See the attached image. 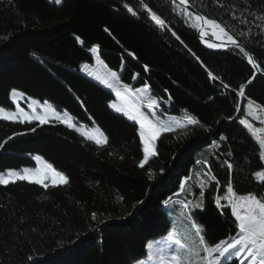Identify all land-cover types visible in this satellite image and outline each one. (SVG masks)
<instances>
[{"label": "trees", "instance_id": "1", "mask_svg": "<svg viewBox=\"0 0 264 264\" xmlns=\"http://www.w3.org/2000/svg\"><path fill=\"white\" fill-rule=\"evenodd\" d=\"M190 3L227 25L264 72V0ZM175 8L171 0H0V107H13L17 90L61 113L44 124L0 119V172L34 167L39 157L67 178L0 185V264H133L179 212L211 246L238 230L230 206L216 203L229 181L237 194L264 200L260 148L240 124L251 101L264 107V79L238 48L202 46ZM94 54L122 84L147 85L163 115L199 123L162 132L156 156L140 167L139 124L113 111L114 91L82 72Z\"/></svg>", "mask_w": 264, "mask_h": 264}, {"label": "snow or ice", "instance_id": "2", "mask_svg": "<svg viewBox=\"0 0 264 264\" xmlns=\"http://www.w3.org/2000/svg\"><path fill=\"white\" fill-rule=\"evenodd\" d=\"M55 2L59 4L61 3V0H55ZM172 3L176 5L174 10L179 15H182L191 27L197 29L201 37L209 36L207 29H211L210 37L217 38L219 43H209L207 45L209 48H225L228 45H232L233 48H238L239 51L247 57L249 63H252L254 68L258 67L252 56L240 44L232 30H230L227 25L222 24L218 20L210 18L207 15L189 11L190 0H172ZM126 7L128 6L126 5ZM145 9L148 12L149 18L158 27L162 29L167 28L165 19L153 10L151 6L145 4ZM128 11L133 15L136 14L131 7H128ZM173 35H175V33H173ZM177 39H179L178 36ZM92 51L96 52L97 47L94 46ZM145 68L147 70V66H145ZM209 77L215 79L211 72H209ZM96 78L108 88L113 89L116 97L120 101L119 104L113 103L111 107L117 112L124 113L128 119L139 124V136L141 144L143 145V158L139 161V166L143 168L145 164L149 162L151 157L156 156V152L154 151L155 142L162 132L172 130L171 124L159 119L150 111V109L156 105L155 99L150 95H139L141 91L145 93L148 91L147 85L144 86L143 90L136 89L134 97L133 90L129 88L128 85L119 84L116 73H111L110 76L106 77L97 76ZM224 87L227 88L228 85L225 84ZM13 95L22 96L23 94L17 93L13 90ZM239 95H244L243 86H241ZM36 103V101H32L33 105ZM44 103L46 110L42 114H37L35 108H33L31 115H29L24 109L20 108L19 105H17L16 111L13 113H8L5 108H0V119H19L21 123L38 120L41 124L47 123L48 113L51 111L52 106L48 104L47 101ZM52 114L55 115V113ZM249 114L251 115V113ZM186 119L189 124L194 125L199 123L191 116L186 117ZM240 124L248 127L249 131H253L245 119H240ZM71 126L72 125L69 124V127ZM96 131L99 132L100 130L97 129ZM101 135H103V133H101ZM96 142L98 144L100 143L99 140ZM259 144L262 151L261 159L264 160V139H261ZM37 159H39V157H37ZM225 163L228 164V168L231 171L232 164L227 161H225ZM44 167L47 172L52 174L53 184L57 182V179L61 183H67V178L62 172L54 169L51 164H45ZM255 176L258 177L260 181H264V171L255 173ZM33 177H35V183L44 184V187L48 186L44 183V179L47 178L46 173L42 178L39 169L36 171L24 169L23 174L10 171L7 177L0 175V184L14 182L12 178H15L16 180L31 181ZM212 179H215V177H212ZM183 187L184 185L181 184L182 190ZM225 193L226 194L223 197H216V203L220 206V201L223 199L227 202L228 206L231 207L232 215L235 217L238 229L235 235L227 240H221L218 243H215L214 246H210L206 243L205 237L201 235V226L197 222L191 221V228L195 229V236L199 238L198 245L189 241L187 237H185L183 241L181 239L171 240L170 242L174 243L176 248L171 253H167L164 249H160L159 264H192L193 258L196 256L201 257L200 264H223V259H227V257L233 255L236 257L243 256L244 259L242 260V264H264V200L253 193L244 195L237 194L231 181L227 184ZM201 196H203V191L201 192ZM165 203H167V201H165ZM200 206L202 205H196V207ZM183 207L187 209L189 204L185 203ZM93 219H95V214H93ZM198 246H202L203 255H201L200 251H197ZM215 253H218V256L214 258L213 254Z\"/></svg>", "mask_w": 264, "mask_h": 264}, {"label": "rangeland", "instance_id": "3", "mask_svg": "<svg viewBox=\"0 0 264 264\" xmlns=\"http://www.w3.org/2000/svg\"><path fill=\"white\" fill-rule=\"evenodd\" d=\"M49 1L55 2V0H49ZM209 32L211 33L210 30H209ZM214 50H216V49H214ZM93 57H94V59H93L92 63H83L82 64V66H81L82 72L85 75L91 77L93 80H95L99 84H102L107 89L113 90V89L108 88L105 84L101 83V81L98 80L96 77L97 76L106 77V76H110L111 73H116L117 74V79L119 81V73L120 72L112 70V69H109L98 58L97 55L94 54ZM119 84L124 85L120 81H119ZM129 88H131L133 90L134 97H135V90L136 89L143 90L144 85H142L140 87H137V88H133V87L129 86ZM15 91L17 93H21V92H19L17 90H15ZM139 95H145V96L150 95L153 99H155L156 105L153 106L150 109V111L153 112L159 119H162L166 123L171 124V126H172V135L177 134V132L180 129H183V127H185V125H186L185 121H187L186 117L170 116V115H167V114L163 115V113L159 112V110L161 108L160 100L156 96L152 95L149 92V90L146 93L141 91V93H139ZM114 96H115V99H113V100H111L109 102V106H110V108L113 111L117 112L114 108L111 107V105L113 103H117V104L120 103V101L118 100L116 95H114ZM237 96H239V99H241L240 98L241 95H239L238 92H237ZM9 99L12 102L13 107H11V108L0 107V108H5L8 113L15 112L16 108H17V105H19L20 108L24 109V111L26 113H28L29 115H31V113L33 111V108H35V111H36L37 114H42L46 110L45 109V103H42V102H40V101H38V100H36L34 98H31V97H28V96L24 95V94L22 96H20V95L14 96L13 95V90L9 93ZM244 99L246 101H250V100L246 99L245 96H244L243 100ZM32 101H36L37 103L35 105H33ZM243 109L245 111V115H244L243 118L246 120L247 124L251 126L253 131H250V133L253 135L254 141L258 144V146L260 148L259 141L261 139H264V107H261L259 104L251 101V103L247 104ZM52 113H55V115H53ZM117 113H122V112H117ZM249 113H251V115ZM60 115H61V113L57 112L54 108H52L51 111L48 113V120L55 119V118L59 117ZM7 121H13V122L19 121L20 122L19 119H16V120L8 119ZM33 121H38V120H33ZM33 121H31V122H33ZM25 122H28V121H25ZM61 122L62 123H66L67 120L62 119ZM203 128H205V127H203ZM247 129H249V128L247 127ZM184 130H187V129H184ZM139 131H140V126H139ZM182 132L183 131H181L180 133L182 134ZM89 135L91 137H94V138L98 139V134H97L95 128L89 130ZM185 135H186V133H183L181 136H185ZM142 149H143V145H142ZM154 151H155V149H154ZM259 154H260V157H261V154H262L261 148H260ZM261 161H262L263 167L258 172L264 171V160L261 159ZM45 164L46 163L43 160H41L40 158L37 159V157H35V166L34 167L23 166V167H20V168H17V169H6V170L0 172V175H3L5 177H7L8 173L10 171L19 172V173L23 174V170L24 169H30V170H33V171H36L37 169H39V172H40V175H41L42 178L44 177V175L46 173L47 178L44 179V183L45 184H47V185L64 184V183L59 182L58 179H57V182L55 184L52 183V174L50 172H47V170L44 167ZM12 179L14 181H17L15 178H12ZM34 180H35V177H33V179L31 181L30 180H25V181L34 182ZM256 180L259 181V182H262V181L259 180L258 177H256ZM18 181H23V180H18ZM9 183H11V182H9ZM0 185H5V184H0ZM41 185H44V184H41ZM242 195H244V194H242ZM226 204H227V202H226ZM137 209H139V208H136L135 210H137ZM135 210H134L133 213L136 212ZM230 210H231V207H230ZM231 213H232V210H231ZM234 219H235V217H234ZM185 237H187L188 240L191 241L192 243L198 245L199 238L197 236H195V231H192L188 218L184 215L183 212H179L177 214H174V217L172 219V228L170 229V231L165 233V234H161V235H158V236L150 238L148 240L147 245H146V255L143 256L142 258L136 260L133 264H159V255H160L159 250L160 249H164L165 252L171 253L172 251L175 250L176 245L174 243H171L170 241L174 240V239H181L183 241ZM224 240H227V239H224ZM211 246H214V245H211ZM197 251H200L201 255H203L202 246H198L197 247ZM216 256H218V253L213 254L214 258ZM243 259H244L243 256L236 257L235 255H233V256L227 257V259H223V264L230 263V262H233V261L237 262V264H242V260ZM200 260H201V257L200 256H196V257L193 258L192 264H200Z\"/></svg>", "mask_w": 264, "mask_h": 264}, {"label": "water", "instance_id": "4", "mask_svg": "<svg viewBox=\"0 0 264 264\" xmlns=\"http://www.w3.org/2000/svg\"><path fill=\"white\" fill-rule=\"evenodd\" d=\"M189 11L194 12V13H200V14H202L191 3H190ZM202 15H204V14H202ZM208 30L211 31V29H207V31ZM195 34H196V37H197V39L199 40V42L201 43L202 46H207L209 43H219V41H217V38L216 39L211 38L210 35L209 36H205V37H201L200 34H199V31L197 29H195ZM240 44L245 48V46L241 42H240ZM231 47H232V45H228L225 48H231ZM214 49H222V48H214ZM245 50L252 56L255 64L257 65V63H256V61H255V59H254V57L252 55V53L249 50H247L246 48H245ZM247 61H248V59H247ZM248 64H249L250 68L252 69L253 74L255 76H260V77H262L264 79V72H262L259 67L254 68L253 67V64L252 63H249V61H248Z\"/></svg>", "mask_w": 264, "mask_h": 264}, {"label": "bare ground", "instance_id": "5", "mask_svg": "<svg viewBox=\"0 0 264 264\" xmlns=\"http://www.w3.org/2000/svg\"><path fill=\"white\" fill-rule=\"evenodd\" d=\"M209 31V30H208ZM209 35H210V32H209ZM214 39H216V38H214ZM238 40V39H237ZM217 41H219L218 39H217ZM239 41V40H238ZM205 47H207V48H209L208 46H205ZM183 132H185V131H183ZM47 164V163H46Z\"/></svg>", "mask_w": 264, "mask_h": 264}, {"label": "clouds", "instance_id": "6", "mask_svg": "<svg viewBox=\"0 0 264 264\" xmlns=\"http://www.w3.org/2000/svg\"><path fill=\"white\" fill-rule=\"evenodd\" d=\"M186 129H187V128H186ZM202 129H206V128H203V127H202ZM189 130H190V129H187V132H188ZM192 231H195V229H192Z\"/></svg>", "mask_w": 264, "mask_h": 264}]
</instances>
